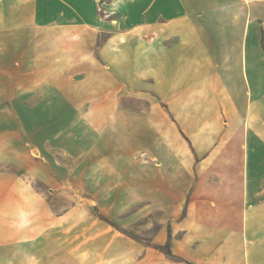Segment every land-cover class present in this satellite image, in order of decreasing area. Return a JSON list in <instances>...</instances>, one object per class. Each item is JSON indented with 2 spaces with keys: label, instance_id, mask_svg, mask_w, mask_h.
<instances>
[{
  "label": "crops",
  "instance_id": "0c3cea01",
  "mask_svg": "<svg viewBox=\"0 0 264 264\" xmlns=\"http://www.w3.org/2000/svg\"><path fill=\"white\" fill-rule=\"evenodd\" d=\"M131 203H185L172 259L264 264V0H0V264L129 258Z\"/></svg>",
  "mask_w": 264,
  "mask_h": 264
},
{
  "label": "rangeland",
  "instance_id": "374dc122",
  "mask_svg": "<svg viewBox=\"0 0 264 264\" xmlns=\"http://www.w3.org/2000/svg\"><path fill=\"white\" fill-rule=\"evenodd\" d=\"M145 154L141 155V158H146ZM49 197L52 206L58 212H65L69 214L71 211L75 212L72 220L75 222V232L78 236H90L95 229L91 230V223L97 220L96 208L91 204L90 200L81 201L78 197L67 196L56 197L53 191L44 190ZM148 204L131 203L128 205L130 208V223L125 220L127 213H119L117 217V224L119 229H115L113 236L115 237V251L118 254L119 251L125 249V253L130 252V256L123 259L122 254H118L115 257L114 264H141L145 260V264H185V262L173 258L170 254L167 243L165 246H159L156 241L164 232V235L170 236L171 230L169 226L163 229L165 224L172 223L173 226L182 221L186 215L185 203L182 204V213L173 219H168L165 212H159L153 207H149ZM83 206L84 210L78 213V207ZM146 206V208H145ZM141 210V211H139ZM135 211V212H134ZM88 212V213H85ZM171 221V222H170ZM179 236H182L183 231L180 230ZM111 234H109L110 236ZM130 239V240H128ZM129 242V244H128ZM89 248L90 246H83ZM162 247V252L166 258L164 260L155 259L154 255L159 252L157 248ZM129 248V249H128ZM146 254V255H145ZM126 256V254H124ZM146 257V258H145ZM89 259V258H88ZM144 259V260H143Z\"/></svg>",
  "mask_w": 264,
  "mask_h": 264
},
{
  "label": "built area",
  "instance_id": "2783aa9c",
  "mask_svg": "<svg viewBox=\"0 0 264 264\" xmlns=\"http://www.w3.org/2000/svg\"><path fill=\"white\" fill-rule=\"evenodd\" d=\"M104 5H105L104 2L101 1L100 6H99V12L106 15V10H105Z\"/></svg>",
  "mask_w": 264,
  "mask_h": 264
},
{
  "label": "trees",
  "instance_id": "16d2710c",
  "mask_svg": "<svg viewBox=\"0 0 264 264\" xmlns=\"http://www.w3.org/2000/svg\"><path fill=\"white\" fill-rule=\"evenodd\" d=\"M167 246H168V248H170V242H168Z\"/></svg>",
  "mask_w": 264,
  "mask_h": 264
}]
</instances>
